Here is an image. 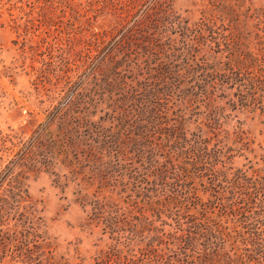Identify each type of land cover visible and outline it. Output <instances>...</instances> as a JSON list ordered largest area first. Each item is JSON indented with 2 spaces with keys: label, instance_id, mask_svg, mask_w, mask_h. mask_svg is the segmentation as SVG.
Here are the masks:
<instances>
[{
  "label": "rangeland",
  "instance_id": "obj_1",
  "mask_svg": "<svg viewBox=\"0 0 264 264\" xmlns=\"http://www.w3.org/2000/svg\"><path fill=\"white\" fill-rule=\"evenodd\" d=\"M120 1L126 0H0V264H115V252L124 258L145 247L140 241L149 236L147 230L162 221L174 225L169 218L174 208L170 214L164 211L160 221L157 207L149 204L156 202L149 188L154 187V177L144 185L150 199L141 196L142 189L133 188L144 161L141 153L131 149L138 146L131 144L140 125L160 141L155 124L170 129L182 115L186 146L209 144L208 154L196 151L201 156L197 165L201 176L194 181L198 195L205 202L214 201L211 214L233 229L217 256L213 250L209 256L201 245L205 253L195 264H264V240L256 227H248L264 230L263 192L249 211L251 203H241L234 186L238 171L254 177L257 182L247 183L264 190L260 108L264 102L248 105L236 98L239 54L257 52L264 63V0L161 1L171 7L169 21L175 26L165 23L166 31L157 33L154 54L133 47L124 57L127 70L120 77L109 76L107 86L100 84L102 73L92 69L110 40L98 34L104 29L111 32L114 6ZM113 53L118 59L122 56L117 50ZM158 53L165 58L171 55L162 70L134 76L128 70L136 56L142 61L150 55L152 65L160 67ZM189 57L204 77L191 83L190 70L180 69L187 87L196 85L198 92L191 91L182 105L179 94L185 93L175 91L185 86L175 81L171 67L178 71ZM121 82L140 90L153 83L148 87L152 92L135 99L122 97L115 85ZM261 89L258 95L264 96ZM166 92L170 102L163 96ZM121 97L129 101L123 105L128 116L121 122L127 137L119 132L113 107V99ZM157 97H162L160 102ZM101 126L108 131L100 130ZM121 146L128 149L129 160L122 156L117 160ZM168 195H172L169 190L157 198ZM222 207L236 213L221 217L226 212ZM114 217L124 223L121 234L109 229ZM138 220L150 226L134 238L130 226L138 225ZM136 232L140 234L139 227ZM155 246L165 244L155 242ZM107 253L111 257L105 261Z\"/></svg>",
  "mask_w": 264,
  "mask_h": 264
},
{
  "label": "trees",
  "instance_id": "obj_2",
  "mask_svg": "<svg viewBox=\"0 0 264 264\" xmlns=\"http://www.w3.org/2000/svg\"><path fill=\"white\" fill-rule=\"evenodd\" d=\"M161 1L163 0H126L125 2L120 1V4L114 6L113 14L116 16L114 27L111 32L104 29L98 34L101 38L108 37L110 39L107 44L108 48L102 54L97 56L98 59L92 69V72L94 71L97 73L98 71V74L102 73L103 79L100 84L106 82L105 85H111V83H108L109 76L113 77L116 75L120 77L121 71L127 70V68L123 66V63L126 62L124 57H126V54L133 50V47L138 46V48L146 49V51L150 50L151 53L154 54V50L158 46L157 33L161 35L166 31L164 28L165 23L171 22L172 26H175L174 22L169 21L172 12L171 7L169 5H165ZM121 5L122 7L119 12L118 7ZM192 46H194V51L199 48L196 45ZM115 50H117L118 53H122L121 58L118 59L116 53H113ZM158 54L160 56L157 58L162 63L160 67L152 65V62H150L148 58L150 55H147L145 60L142 61H139V57L136 56L133 61V66L129 67L128 65V70L133 73V76L134 73H148L149 75H152L153 72L162 70L164 61L169 59L171 55L165 58L163 54ZM239 58V76L241 75V77H239L240 85L236 91L237 100L239 102L244 101L246 102L245 104L248 105L250 104L249 101L254 104L255 102L256 104H260L261 102L263 103L264 100L259 99H264V96L258 95L259 91L262 90L261 88L264 87V63L260 61V59H262L261 55L257 52L251 53L247 51L246 56H243V54L240 53ZM182 62L183 63L179 65L180 68L178 71H176L174 67H170L174 71L176 78L175 81H178L185 86L183 90L177 88L175 91V93H185L184 96L179 94L181 99L180 102L182 105H185L186 98L190 92L192 91L193 93L194 91H197L195 90L196 85H191V87L189 85L187 87L182 79V75L180 74V72H182L180 69L183 70V68L186 67V71L190 70L187 72L192 75L191 83L195 78H203L204 76L198 75V72L201 69L199 70L198 66H193L195 63L191 61L190 57L187 60H182ZM133 76L129 75L128 77L130 78ZM158 76L153 75L154 78H157ZM115 85L118 86L117 90H119V93L122 94V97L126 95L135 99L142 97V93L148 94L149 92H152L148 89V87L152 86L153 83L146 84L143 90L133 87L126 82H121V84ZM124 86L126 88L128 87V90L126 92H121V90H125ZM233 87L234 86L231 88ZM213 91L216 92L215 90ZM168 92L171 93L172 91L169 90ZM169 93L166 92L163 94V96H166L165 98H167L166 100L168 102L171 101ZM122 97L119 99H113L115 101L113 107L116 108L114 111H117L116 119L119 121V132L127 137L126 129H123L125 122H121L124 121V116H128L123 105H127L129 101L122 99ZM108 99L112 100L111 97H108ZM161 99L160 97H157L156 101L160 102ZM260 108L264 112V105H260ZM180 111L184 114L183 110ZM185 122L186 120L182 115L180 119L177 120V123L170 129H168V127H164L162 123H158L159 125L155 124V130L156 132H159L160 141L152 139V130H150L147 126L144 127L143 125H140L138 127L140 129V133L139 135L134 136L131 144L138 147L131 149L141 153L139 156L142 157V160L144 161V167L143 173L139 176L140 179H137L133 188L135 190L142 189L141 196L150 199V195L145 192L146 186L144 185L149 182V177H154V187L149 188L153 192L152 197L155 198L156 202H149V204L153 207H157V218L160 221H162L161 216L164 211H169L170 214L171 211L169 209L174 208L175 211L169 218H172L175 224L172 225L171 223L162 221L161 225L157 228L147 230L149 236L155 235L151 239L147 236L140 241L141 244L145 243V245H143L145 247L139 248L136 253L127 255L124 258L116 256L117 252H115L112 254L115 256V260L117 262L115 264H195L201 259V256L206 250L207 253L209 250H213V255L217 256L220 245L225 244V242L231 238V230L233 229H230V226L228 227V225L225 226L220 223V220L211 214V208L212 205H214L211 203H214V201L211 202V200H208V202H205L202 197L198 195V187L195 185L194 181L195 178L201 176L199 172L200 169L197 168L198 158L201 156H197L196 151H209V144L208 142H203V147H197L196 145L187 147L188 135L184 126ZM69 125L71 124L69 123ZM97 127L99 128V125ZM64 130L66 131V128H64ZM100 130L108 131V129L103 126L100 127ZM109 135L112 136V133L107 136ZM121 137L123 136L120 134V138ZM163 147H169L168 151H166V148L163 150ZM169 152H173V155ZM158 153L160 155L159 158H157ZM166 153H169L170 155L163 156ZM127 154L128 149L126 150L125 147L121 146V155L117 157V160H119V157L121 156L125 157L126 160H129ZM160 158H166V161H160ZM129 175L132 177V171ZM213 177L210 178V181L214 183L216 178L215 176ZM234 179V186L238 189L237 191L238 195L241 197V203H244L245 201L251 203L249 204L251 205L249 211H252L251 208L256 206V201H260L258 196L260 191L263 192L261 202H264V190L257 185L247 183L249 181H253L254 183L257 182L254 177H247L245 174L236 171ZM141 184H143V188L140 187ZM168 190L172 192V195H168V197L166 196L164 198H157L161 195V192ZM192 208L195 212L191 215L188 213V210ZM225 209L226 208L222 207L221 211H226ZM181 210L184 211L181 212ZM235 213L236 211H226L219 215L223 217L225 215L227 216ZM142 217L143 214L139 218L141 219ZM261 224L264 225V222H261ZM122 225H124L123 221H121L118 217H114V221L111 225H109V229L113 234H121ZM146 226H150V224L145 223L142 225L141 221H139L138 225L130 226L131 230L129 232L134 234L135 238L142 235V232L146 230ZM166 226H169L170 229H167ZM138 227L140 233L139 235L138 232H136ZM248 227H252L251 230H254V227H256L262 241L264 240V230L260 231L259 227L256 225ZM254 235H256V233H254ZM118 237L122 238V235ZM155 242H157L158 245L165 244V247H156ZM201 245L204 246L203 253L201 251ZM263 246L264 243L261 247L263 248ZM206 255L207 254H205V257ZM208 255L211 256L210 253H208ZM103 257V260L105 261L107 258L110 259L111 253H107L106 256ZM236 257L239 259V255L236 254ZM248 260L249 262L252 261V259ZM240 261L246 262L245 259H240ZM109 264L112 263L110 262Z\"/></svg>",
  "mask_w": 264,
  "mask_h": 264
}]
</instances>
